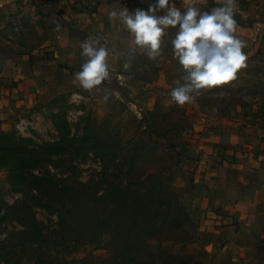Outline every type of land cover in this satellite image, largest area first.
I'll use <instances>...</instances> for the list:
<instances>
[{
    "label": "rangeland",
    "instance_id": "1",
    "mask_svg": "<svg viewBox=\"0 0 264 264\" xmlns=\"http://www.w3.org/2000/svg\"><path fill=\"white\" fill-rule=\"evenodd\" d=\"M107 51L101 85L83 89L85 58L65 50L41 65L33 105L1 111L0 264H229L190 140L262 111L264 54L244 46L235 80L178 105L177 59Z\"/></svg>",
    "mask_w": 264,
    "mask_h": 264
},
{
    "label": "crops",
    "instance_id": "2",
    "mask_svg": "<svg viewBox=\"0 0 264 264\" xmlns=\"http://www.w3.org/2000/svg\"><path fill=\"white\" fill-rule=\"evenodd\" d=\"M176 3L181 11L193 5L211 11L226 0ZM126 8L129 12L147 10L148 3L138 0L135 5L123 6L114 0H0V113L8 107L13 112L33 105V83L47 79L41 65L64 63L67 57L62 51L81 50V44L89 39L110 50L113 57L114 51H122V58L132 63L134 57L127 52L146 53L136 47L118 19H110L112 11ZM233 9L234 35L251 51L264 54V0H234ZM175 31L169 27L161 39V51L168 61L176 60L171 44ZM203 126L189 139L198 144L200 152L196 161L199 174H194L193 184L202 189L205 204L214 212L213 222L226 240L229 264H264V108L211 129Z\"/></svg>",
    "mask_w": 264,
    "mask_h": 264
},
{
    "label": "clouds",
    "instance_id": "3",
    "mask_svg": "<svg viewBox=\"0 0 264 264\" xmlns=\"http://www.w3.org/2000/svg\"><path fill=\"white\" fill-rule=\"evenodd\" d=\"M147 10L112 11L110 19H118L134 38L137 48L144 49L154 60L161 54V39L169 27L175 29L171 41L173 55L186 73L170 92L178 105L192 102L201 90L227 84L245 67L244 42L235 35L234 0L201 11L189 6L181 11L176 0H146ZM163 12V15L157 13ZM59 30V26H57ZM132 52L135 49L131 50ZM108 51L98 42L87 40L81 44L84 62L76 79L85 90L101 85L110 74ZM128 67V65H125Z\"/></svg>",
    "mask_w": 264,
    "mask_h": 264
},
{
    "label": "built area",
    "instance_id": "4",
    "mask_svg": "<svg viewBox=\"0 0 264 264\" xmlns=\"http://www.w3.org/2000/svg\"><path fill=\"white\" fill-rule=\"evenodd\" d=\"M114 1H117L123 6H132V5H135L138 0H114Z\"/></svg>",
    "mask_w": 264,
    "mask_h": 264
},
{
    "label": "trees",
    "instance_id": "5",
    "mask_svg": "<svg viewBox=\"0 0 264 264\" xmlns=\"http://www.w3.org/2000/svg\"><path fill=\"white\" fill-rule=\"evenodd\" d=\"M34 177H36L37 179H40V181L43 179L42 176H39V175H34ZM118 225V223L116 224ZM120 226H116L115 228H113V232H115ZM132 248H129V251H131ZM118 264V263H116Z\"/></svg>",
    "mask_w": 264,
    "mask_h": 264
}]
</instances>
